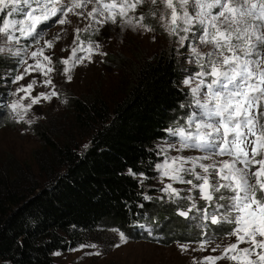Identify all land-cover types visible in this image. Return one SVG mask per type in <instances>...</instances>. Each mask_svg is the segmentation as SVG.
Segmentation results:
<instances>
[{
	"label": "trees",
	"instance_id": "1",
	"mask_svg": "<svg viewBox=\"0 0 264 264\" xmlns=\"http://www.w3.org/2000/svg\"><path fill=\"white\" fill-rule=\"evenodd\" d=\"M109 61L121 72L122 96L110 102L98 91L72 95L69 118L37 131L38 173L12 155L0 161V264H56L55 251L99 240L101 229L150 238L134 231L147 221L165 245L229 236L232 225H211L193 212L181 217L177 202L146 197L143 183L157 177L160 161L156 141L169 137L190 99L178 49ZM2 68L0 62V95ZM80 137H90V145L81 149Z\"/></svg>",
	"mask_w": 264,
	"mask_h": 264
},
{
	"label": "snow or ice",
	"instance_id": "2",
	"mask_svg": "<svg viewBox=\"0 0 264 264\" xmlns=\"http://www.w3.org/2000/svg\"><path fill=\"white\" fill-rule=\"evenodd\" d=\"M157 2L151 0L152 4ZM159 2L165 7L166 15L161 19L170 35H178L180 31L188 33L195 28L199 35L193 39H198L203 45H211V50L204 53L196 47L191 49L199 71L183 81L189 85L195 82L189 107L194 105L200 110L199 114L191 111L185 125L167 129L172 136L179 138L178 151L198 149L206 154L169 157L157 168L173 181L192 185L189 191L198 189L199 198L207 204V207H197L192 196H185L182 199L191 201V205L187 210L181 207L177 212L179 216L188 218L189 213L196 210L201 219L211 225L233 226L227 231L228 235L236 237V242L225 247L219 256H205L204 264H216L223 259L236 264H264V0ZM144 3L145 0H0V14L23 16L20 20H5L0 15V42L18 43L20 38L39 37L44 29L40 33L37 29L47 25L48 21L59 25L71 23L68 19L70 13L102 26L109 22L115 24L119 17L123 24L151 31L144 24L143 13L129 16ZM90 4L91 10L83 11ZM197 25L199 27H195ZM90 30H93L92 23L86 28L75 29L77 46L72 48L70 58L61 60L68 81L72 80L73 68L85 59L91 60V54L99 47L98 44L94 46L91 40L85 47L81 40L80 33ZM55 39L59 40V35ZM46 48H54V40H45L44 46L31 52L35 64L27 65L24 73L14 75V81L38 71L46 77L43 83L52 85L50 73L55 71V67L52 57L44 54ZM6 51L12 55L10 49L0 47V53ZM78 51H86L88 55L77 57ZM19 52L17 50L15 55L19 56ZM35 83L33 80L19 91L25 92L27 98ZM58 95L53 86L51 92L31 97L27 106L19 101L6 106L23 121L20 109L27 112L41 99L51 100ZM215 156H228L229 159L215 160ZM205 160L211 162L204 163ZM189 162L191 167L185 168ZM197 167L202 171L197 172ZM183 172L191 174L198 183L185 181L181 175ZM162 190L170 200L181 198L180 190L172 184ZM120 235L123 239V234ZM208 243V240H201L200 250H206ZM241 244L247 246L241 248ZM180 248L187 251L188 245H180Z\"/></svg>",
	"mask_w": 264,
	"mask_h": 264
},
{
	"label": "rangeland",
	"instance_id": "3",
	"mask_svg": "<svg viewBox=\"0 0 264 264\" xmlns=\"http://www.w3.org/2000/svg\"><path fill=\"white\" fill-rule=\"evenodd\" d=\"M91 7L92 5L90 4L83 11H90ZM150 9H153V11H149ZM188 10L191 12V6H189ZM148 12H151L149 18ZM141 13L145 16L144 24L151 28V31L123 24L120 22L119 17L115 24L109 22L102 26L92 22L90 19L70 13L68 19L71 23L59 25L53 21H48L47 25H41L37 29L38 33L41 32V29H44L39 37L20 38L18 43L13 41L0 42V47L10 49L12 52V55H9L7 51L0 53V62L3 64L1 76L5 78L3 93L0 95V161L6 159L8 155H12L22 163L25 162L31 165L38 173L40 169L38 162L34 158V151L41 148L42 143L37 131L43 128H54L69 118L71 111L68 108V101L72 95L89 94L98 91L110 102L122 96L123 92L120 89L119 80L121 72L110 65L109 56L111 55H118L134 61L135 54L149 56L164 48L174 47L178 49L183 65L182 86L189 91L190 99L183 107L184 113L177 117L170 128L185 125L191 111L199 114L200 110L195 108L194 105L191 108L189 107L192 99L191 88L195 86V82L189 85L183 81L194 76L199 71V65L195 62L191 49L196 47L201 52L206 53L211 50V45H203L198 39H193V36L199 35L195 28L188 33L180 31L178 35H170L164 27L165 21L161 19L162 16L166 15V10L159 0L156 4H152L151 0H145V3L138 6L135 12H130L129 16H139ZM3 18L5 20H20L23 19V16L13 13L11 17L3 15ZM55 19L53 18V20ZM90 23L93 24V30L81 32L80 38L84 41L85 47L89 40L93 42L94 46L98 44L99 47L91 54V60L85 59L83 63L77 64L73 68L71 71L72 80L68 81L63 73L65 65L61 63V60L70 58L72 56V48L77 46V42L74 39L76 35L75 29L86 28ZM195 27H199V25ZM58 35L60 39L56 40L55 38ZM181 37H184V39L182 40ZM37 39L38 42H36ZM45 40H54V48H46L44 53L52 57L55 67V71L50 73L52 85H45L43 81L46 77L38 71L24 75L22 80L14 81V75L24 73L27 65L35 64V59L30 54L32 51L44 46ZM17 50H20L19 56L15 55ZM87 55L86 51L77 52V57H86ZM33 80L36 83L31 89V95L26 98L25 92L19 91V89L26 87ZM53 86L59 95L51 100L41 99L38 104L33 105L27 112L20 109V114L24 115L23 121L12 112L10 107L6 106L14 101H19L22 105L27 106L31 102V97H35L40 93L51 92ZM13 93H16V95H13ZM79 139L81 149L90 145V137H80ZM171 144H176L177 147H169ZM156 147L160 156L158 165L164 164L166 158L169 157L202 156L206 154L203 150L198 149L178 151L179 138L172 136L171 133H169L167 139L156 141ZM259 158L257 157V159ZM214 159L225 160L229 159V157L215 156ZM203 162L210 163L211 161L205 160ZM184 167L190 168L191 163H186ZM156 169L157 177L151 183H143L146 197L149 200H159L163 204L177 202L179 209L182 207L183 210H187L191 205V201L182 198L192 196L196 200L197 207H207V205H203V203H206L199 198L198 189L189 191L192 185L173 181L170 177L163 176L161 169ZM196 171L201 172L202 170L197 167ZM181 175L185 181L192 180L193 184L198 183L187 172H183ZM168 184H172L173 187L180 190L181 198L176 200L168 198V194L162 190ZM216 195H219V193ZM192 212L194 217L197 214L199 219L202 220L200 213L196 210ZM190 215L191 212L189 213ZM150 223L152 224L151 221L141 223L139 228L134 230L141 236L146 232L150 235V238H134L117 228L101 229V238L99 240L89 239L76 249L55 251L53 253L54 261L56 264H204L203 258L205 256H219L225 247L236 242V237L229 235L223 239L209 241L206 250H200V243L176 242L171 245H165L161 241L156 240L159 234L153 231ZM120 234H123V239ZM180 245H188L187 251H182ZM246 246L245 244L240 245L241 248ZM213 248H216V251H212ZM216 264H236V262L223 259L218 260Z\"/></svg>",
	"mask_w": 264,
	"mask_h": 264
}]
</instances>
